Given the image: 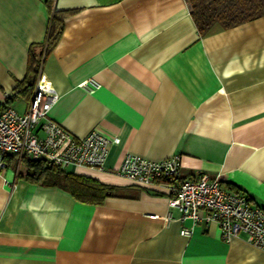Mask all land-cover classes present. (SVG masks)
Instances as JSON below:
<instances>
[{
	"label": "crops",
	"instance_id": "1",
	"mask_svg": "<svg viewBox=\"0 0 264 264\" xmlns=\"http://www.w3.org/2000/svg\"><path fill=\"white\" fill-rule=\"evenodd\" d=\"M53 13L63 28L44 53ZM38 51L41 87L57 97L48 117L115 139L103 169L71 172L118 189L83 202L4 164L0 264H264V249L245 234L223 240L215 223L181 235L191 219H178L164 188L115 170L126 153L177 154L181 177L217 176L264 205V15L200 36L188 0H0V101ZM87 79L92 93L78 86ZM33 90L6 104L25 112Z\"/></svg>",
	"mask_w": 264,
	"mask_h": 264
},
{
	"label": "built area",
	"instance_id": "2",
	"mask_svg": "<svg viewBox=\"0 0 264 264\" xmlns=\"http://www.w3.org/2000/svg\"><path fill=\"white\" fill-rule=\"evenodd\" d=\"M78 86L92 93L99 85L87 79ZM56 100V95L42 89L38 74L25 112L19 113L0 101V167L4 165L2 155L10 154L18 166L24 161L44 160L60 170L104 168L109 146L115 139L95 128L83 136L74 135L48 117ZM115 170L138 186L164 188L168 207L180 212L178 219H191L190 226L180 229L181 235L189 237L199 222L215 223L223 240L245 234L248 242L264 249V209L253 203L245 192L222 183L217 176L181 177L179 155L150 159L126 153Z\"/></svg>",
	"mask_w": 264,
	"mask_h": 264
},
{
	"label": "trees",
	"instance_id": "3",
	"mask_svg": "<svg viewBox=\"0 0 264 264\" xmlns=\"http://www.w3.org/2000/svg\"><path fill=\"white\" fill-rule=\"evenodd\" d=\"M50 2L51 0H48L49 4ZM188 3L190 16L200 36L205 35L214 25L229 28L264 15V0H188ZM62 28L63 18L53 13L46 35L44 53L54 45L62 32ZM29 55V72L17 84L6 101L17 94H27L34 89L42 52H30ZM6 101L4 100V105H7ZM2 159L5 165H10L14 156L3 154ZM24 163L27 180L42 184L61 185L71 192L75 198L83 202L100 203L107 194H115L118 189V187L103 184L90 177L77 175L68 170L57 169L52 165H48L44 160L24 161ZM52 172L57 174L53 176ZM221 182L238 191L245 192L253 203L264 209V205L255 201L253 195L244 188L222 179ZM135 186L138 185L135 184Z\"/></svg>",
	"mask_w": 264,
	"mask_h": 264
},
{
	"label": "rangeland",
	"instance_id": "4",
	"mask_svg": "<svg viewBox=\"0 0 264 264\" xmlns=\"http://www.w3.org/2000/svg\"><path fill=\"white\" fill-rule=\"evenodd\" d=\"M20 166H21L22 169H24L25 168V163L21 162Z\"/></svg>",
	"mask_w": 264,
	"mask_h": 264
}]
</instances>
